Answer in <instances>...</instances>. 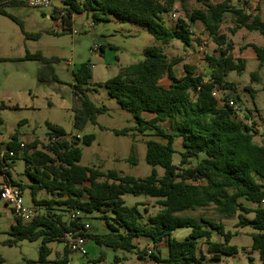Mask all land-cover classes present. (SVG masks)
Here are the masks:
<instances>
[{
  "label": "trees",
  "instance_id": "obj_1",
  "mask_svg": "<svg viewBox=\"0 0 264 264\" xmlns=\"http://www.w3.org/2000/svg\"><path fill=\"white\" fill-rule=\"evenodd\" d=\"M187 1L64 0L67 9L58 12L64 32L73 30L74 12H91L97 20L113 15L122 21L137 22L154 36L157 44L145 49L144 59L121 67L115 76L105 82V86L109 95L135 117L133 129L115 130L117 134L127 135L130 130L135 131L134 135L145 134L151 130L150 136L158 138L145 140L146 160L153 166L151 173L146 177H135L124 175L117 169L103 171L82 165L81 138H69L61 125L47 123L49 132L45 144L40 139L24 142L17 133L13 135L7 148L14 150L15 155L7 157L11 162L17 158L24 159L25 174L31 180L28 185L14 184L22 190L30 188L37 214L27 223L16 219L10 231L14 238H8L6 243L41 239L36 264H49L51 248L48 244L52 241L65 242L66 233L74 230H81L86 238L93 239L100 246L127 252L137 248L134 240L142 236L149 237L155 245L165 242L166 256L161 250L151 253L137 250L138 258L145 260L146 264H204V254L199 248L201 239L207 240L208 249L216 259L221 255L237 254L240 247L231 244L234 234L227 231L223 223L182 214L210 206L225 217L237 214L240 224L252 226V249L264 261V139L255 140L259 133L256 128L258 123H245L238 117L240 108L229 104L230 100L236 103L238 97L234 95L235 84L225 77L230 71H244L246 60L234 58V43L220 30L225 15L231 13L234 20L231 34L245 27L264 36V20L258 14L245 11L248 2L238 6L233 0H195L204 7L194 9L187 19L178 18L175 27L167 26L166 15L175 10L178 2L184 4ZM18 2L26 4L23 0H0V14L20 24V20L5 9ZM196 20L203 23L205 31L217 45L215 51L206 56L212 68L208 79L205 75L196 74L194 66L189 64L184 65L185 73L178 76L175 66L182 59L171 57L166 50L174 40L190 45V28ZM38 36L39 33L27 34V37ZM249 46L255 50L260 63H264V45ZM25 59L43 63L38 75L40 81L58 80L52 66L57 58L46 57L37 51L27 53ZM257 76V72L252 73V79ZM73 77L72 87L81 103L74 110V127L83 130L88 123H97L98 115L106 112L108 107L97 105L87 93L92 78L90 62L76 68ZM164 77L171 79L169 85L161 82ZM216 89L227 91L221 97L223 104L213 95ZM249 90L253 92L251 86ZM146 113L152 115L147 117ZM251 116L250 111L246 118ZM166 121L175 124V130L168 131L163 126ZM176 137L183 138L184 148L178 164L173 162ZM94 140V134H86L82 139L87 145ZM201 154L203 158L199 159ZM129 159L134 161V155L131 154ZM157 165L164 169L162 175L155 168ZM0 170L9 174L1 163ZM42 190L52 194V197L38 198ZM127 193L157 198L160 209L144 219L139 203L134 206L125 203L122 196ZM241 197L254 203L255 207L245 206L240 201ZM96 210L102 212L101 216L109 228L107 233H91L89 228H85L83 216H74L76 212ZM250 213H253L251 218L246 216ZM180 228L190 230L184 239L174 236V231ZM214 233L222 236L223 240H212ZM70 252L66 245L65 257L58 259L57 264H67ZM102 259L103 255H100L91 258L90 262ZM120 260L116 256V263ZM0 262H4L1 255ZM248 264H255L252 257Z\"/></svg>",
  "mask_w": 264,
  "mask_h": 264
},
{
  "label": "rangeland",
  "instance_id": "obj_2",
  "mask_svg": "<svg viewBox=\"0 0 264 264\" xmlns=\"http://www.w3.org/2000/svg\"><path fill=\"white\" fill-rule=\"evenodd\" d=\"M238 2V0H234L235 5H238ZM53 4L67 9L63 0H52V6L44 8L32 7L20 2L6 6L7 12L16 16L20 20V24L10 17L0 14V56L4 59L0 61V105L3 106L0 107V146L4 148L7 140L16 133L22 138L40 139L45 144L48 142L49 132L47 123L53 122L63 126L69 138H81L79 147L82 154L80 160L82 165L93 166L103 171L117 169L124 175L135 177L148 176L153 166L146 160L145 140L158 137L150 136L151 130H147L145 134L138 133L136 135L133 130H130L127 135L115 132V130L123 128L133 129L136 122L133 114L123 109L117 100L109 95L105 82L115 76L121 67L143 60L145 49L150 45L157 44L154 36L137 22L122 21L113 15H108L107 19L97 20L91 12L78 14L75 17L76 22L73 30L64 32L61 20L56 22L54 18L48 16ZM197 6L196 2L190 1L186 4V9L176 8L171 14L166 15V25L172 27L178 18L185 17L186 11H191ZM174 13L177 14L176 17H174ZM226 23L223 31L230 36L231 27L228 26L230 18ZM197 29V32H194L191 46L185 45L181 41H175L166 50L171 57L182 59L177 65L178 73H183L184 65L189 64L210 76L211 68L208 69L207 62H202L206 57L203 55L204 52L211 54L217 45L201 26ZM37 33L40 36L27 37V34ZM242 36L243 34H239L237 37L236 54L241 46H246V40L241 41ZM37 51L46 57L58 59L52 63L54 74L58 80L50 78L48 81H40L38 79L43 63L39 60L25 59L27 53H36ZM68 61L70 65H67ZM85 62L92 64V78L87 93L92 101L97 105H106L108 110L98 115L97 123H88L83 130H77L74 127L73 107L79 106L81 103L74 96L73 70ZM260 70L259 61L248 58L246 69L240 73L230 71L227 79L233 82L236 87L234 95L238 97L236 105L240 108L238 113L240 119L245 120L248 114L247 110L257 107L263 117L257 121L258 124L263 125L264 68L262 71ZM256 71L261 73L260 78L263 82H256L252 79V73ZM169 81L168 78L161 80L165 85H168ZM249 86L256 87L259 89L258 92L253 94L249 90ZM31 93L32 96L29 95ZM146 116L149 117L151 114L146 113ZM163 126L168 131L175 130V124L169 121L164 122ZM86 134L95 135V140L89 145L82 141ZM256 138L264 139L260 130ZM25 142L30 141L26 140ZM133 144L134 151L132 152ZM174 147L176 151L173 155V162L178 164L181 160V152L184 150L182 137H176ZM131 154L135 157L134 161L129 159ZM201 158H203V154L200 155L199 159ZM15 162V169L11 170L12 176L17 178L19 175H26L24 159L17 158ZM155 168L159 175L164 173L161 166L157 165ZM5 175L7 174L0 170V183L5 182ZM23 197L28 206L35 207L30 189L23 190ZM40 197L50 198L52 194L42 190L39 194ZM122 197L128 206L139 203V210L144 214V219L160 209L157 198L154 197L129 193ZM37 210L42 212L40 208ZM80 214L91 233L101 235L109 231L101 216V211L81 212ZM182 214L199 219L204 217L223 223L226 230L234 234L231 244L240 247L237 254L221 255V259L218 260L214 253L209 251L207 240L201 239L199 248L204 254L202 257L204 264H248L250 257L253 258L255 264H264L258 252L252 249L251 233L254 229L250 225L240 224L237 214L225 217L215 212L213 206L185 211ZM246 216L251 218L253 213L246 214ZM14 221L15 216L11 205L0 199V255L4 259V262H0V264H29L28 260L36 264L42 244L41 239L35 241L25 239L15 244L6 243L8 238H14L10 232ZM189 231V229L180 228L174 231V236L184 239ZM212 240L222 241L223 237L214 233ZM136 242L137 248L132 252H127L100 246L93 239L86 238L84 248L77 253H68L67 258L72 264H92L91 258L103 255V262L118 264L115 258L119 256L125 257L124 264H144L137 256L139 249L148 251L150 248L154 252L161 250L163 256L168 254L165 242L155 245L149 237L145 236L138 238ZM48 246L51 248L49 255L51 264H57L58 259L65 257V242L52 241ZM83 258H85L84 263L80 262Z\"/></svg>",
  "mask_w": 264,
  "mask_h": 264
},
{
  "label": "crops",
  "instance_id": "obj_3",
  "mask_svg": "<svg viewBox=\"0 0 264 264\" xmlns=\"http://www.w3.org/2000/svg\"><path fill=\"white\" fill-rule=\"evenodd\" d=\"M190 1H194V2H196L195 0H189V1H187L186 3H184V4H182V3H180V2H178L177 4H176V7H175V9L176 8H178V7H182V8H184V9H186V4L187 3H189ZM213 2H219V1H222V0H212ZM239 2H238V6H243L244 5V3L245 2H248V6L247 7H245V11L247 12V13H252L253 15H259L261 18H262V20H264V0H258V1H255V0H238ZM63 2H64V0H63ZM233 2H234V0H233ZM197 3V2H196ZM64 4H65V2H64ZM198 4V6H197V8H203L204 6L203 5H201L200 3H197ZM239 4H241V5H239ZM65 6H66V4H65ZM52 10H51V13L48 15L50 18H54L55 19V21L56 22H59V20H61L60 19V15L58 14V12L59 11H61V10H63L64 8H61V7H58V6H54V4H53V7L51 8ZM196 9V8H195ZM194 10V9H193ZM193 10H191V11H186L185 12V17L184 18H182V19H187L188 17H189V14L193 11ZM78 14H81V13H77V12H74L73 14H72V26L74 27V24H75V22H76V19H75V17L78 15ZM231 16V17H230ZM230 18V24L228 25V26H230V27H233L234 26V20H233V15L231 14V13H227L226 15H225V17H224V20H223V22L221 23V26H220V30H221V32L222 33H226L228 36H229V34L227 33V32H225V31H223V28H225V25L227 24L226 23V21L228 20ZM178 20V19H177ZM177 20L173 23V25H172V27H175L176 26V24H177ZM62 22V21H61ZM200 26L204 29V26H203V23L200 21V20H196L195 22H192V24H191V28H190V31H191V33H192V42H193V37H194V35H195V31H196V29L198 28H200ZM63 29H64V26H63ZM197 29V30H198ZM205 30V29H204ZM197 32V31H196ZM239 34H243V36L241 37V41H243V40H246L245 41V44L246 45H248V46H246V47H240L239 48V51H238V54H236V50H237V48H238V46H237V44H236V42H237V37H238V35ZM229 38L233 41V43H234V48H233V50H232V53H233V55H234V58L235 59H237V58H243V59H245L246 60V66H247V61H248V58H251V59H257L258 60V56H257V54H256V52H255V50L253 49V47L252 46H249V44H256V45H258V46H263L264 45V36L262 35V34H260L258 31H251V30H248L247 28H245V27H240V28H238L237 29V31L234 33V34H231L230 36H229ZM175 41H179V40H174L173 41V43L175 42ZM192 42H191V44H192ZM214 42V41H213ZM191 44H190V46H191ZM214 51H215V49H214ZM213 51V52H214ZM212 52V53H213ZM211 53V54H212ZM210 53H208V52H204V55L203 56H207V55H211ZM259 61V60H258ZM202 62L203 63H206L207 62V60H206V57H205V59H203L202 60ZM180 63V62H179ZM178 63V64H179ZM177 64V65H178ZM177 65L175 66V71H176V73H177V75L178 76H182L184 73H185V70L183 69V73H178L177 72ZM192 66H194V65H192ZM207 66H208V69H210L211 67H210V65H209V63L207 62ZM263 68H264V63H260V61H259V70L260 69H262L263 70ZM76 69V68H75ZM74 69V70H75ZM73 70V71H74ZM211 70H212V68H211ZM262 70H260V71H262ZM194 71H195V73L196 74H202V75H205V79H208L210 76H208V74H206V73H202L199 69H197L195 66H194ZM211 72V71H210ZM257 73H258V76L256 77V78H253V80L254 81H256V82H259V81H261V78H260V76H261V73L260 72H258V71H256ZM228 75V74H227ZM166 78H168L170 81H169V84L171 83V79L169 78V77H164L163 79H166ZM226 78V80H228L227 79V76L225 77ZM162 79V80H163ZM261 82H263V81H261ZM168 84V85H169ZM252 87V86H251ZM253 88V94H255V93H257L258 92V90L259 89H256V87H252ZM227 91H224V93H226ZM30 96H32V93L31 94H29ZM74 96H76L75 95V93H74ZM76 98H77V100L78 101H80L79 100V98H78V96H76ZM222 104V103H221ZM80 106V105H79ZM79 106H76V107H79ZM17 107V106H16ZM76 107H73V112H74V110H75V108ZM240 111V110H239ZM251 111V113H252V116H251V118H246L245 117V123H247V124H252V123H254V122H257V123H259L258 121H259V119H263V117L261 116V114H260V111H259V109L257 108V107H255V109H249V110H247V113H249ZM239 113V112H238ZM152 115V114H151ZM259 116V117H256V116ZM238 117H239V114H238ZM240 118V117H239ZM258 120V121H257ZM53 123V122H52ZM56 124V123H55ZM12 137L13 136H11L8 140H7V142H6V144H5V147H7L8 146V143L11 141V139H12ZM19 138H20V140H24V141H26V140H29V141H32V140H34V138L33 139H30V138H22V137H20V136H18ZM255 140H258L256 137H255ZM2 146H0V148H1ZM3 148V147H2ZM15 166H16V162H15V160H13L12 161V163H11V168L9 169V174H7V175H5L6 177H5V182H2V183H24V184H29L30 182H31V180H30V178L27 176V175H24V176H21V175H19L17 178H15V177H13L12 176V174H11V170L12 169H15ZM2 183H0V184H2ZM28 189H30V188H28ZM31 191V190H30ZM41 193V191L39 192V194ZM39 194H38V198H39ZM32 195V194H31ZM41 198V197H40ZM42 198H44V197H42ZM240 201L245 205V206H247V207H255V204L254 203H252L251 201H248V200H246L245 198H243V197H241L240 198ZM16 223V218H15V221L13 222V224H15ZM12 224V225H13ZM138 238H136L135 240H134V243L135 244H137V242H136V240H137ZM97 258V257H96ZM120 259H122V260H120L119 262H117L118 264H124L123 263V260L125 259V257H120ZM221 259V256L218 258V260H220ZM69 261V260H68ZM143 262H144V264H146V261L145 260H142ZM80 262H85V258H83ZM49 264H51V262L49 263ZM72 264V263H71Z\"/></svg>",
  "mask_w": 264,
  "mask_h": 264
},
{
  "label": "built area",
  "instance_id": "obj_4",
  "mask_svg": "<svg viewBox=\"0 0 264 264\" xmlns=\"http://www.w3.org/2000/svg\"><path fill=\"white\" fill-rule=\"evenodd\" d=\"M27 5L32 7H51L52 0H23ZM174 17L177 16L176 13L173 14ZM93 25V23H91ZM67 65H70V62H67ZM224 91L216 89L213 92V95L216 96L219 100H221ZM221 103L224 102L221 100ZM230 105H234L237 108L236 103L233 100L229 101ZM263 125L258 124L256 128H258L262 133H264V121ZM52 140H56L53 138ZM24 141V140H23ZM25 142V141H24ZM24 146V143H22ZM14 156L15 151L9 150L7 147L0 149V163L3 165V169L9 170L11 167L9 164L11 163L10 158L7 156ZM0 199L4 201L6 204L11 205V210L16 219H20L24 223L30 222L36 216V208L32 206H28L23 197V190L21 187L14 183H2L0 184ZM80 213H74V216H78ZM85 228H88L87 224H85ZM64 241L68 246L69 250L73 253H77L79 250L83 249L86 243V237L82 234L81 230L69 231L66 233L64 237ZM153 250L148 249V253H151ZM67 264H71L70 261ZM92 264H107L103 261L92 262Z\"/></svg>",
  "mask_w": 264,
  "mask_h": 264
}]
</instances>
